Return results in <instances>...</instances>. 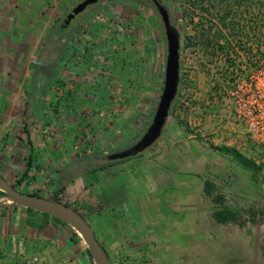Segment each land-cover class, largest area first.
Returning a JSON list of instances; mask_svg holds the SVG:
<instances>
[{
	"label": "crops",
	"instance_id": "0c3cea01",
	"mask_svg": "<svg viewBox=\"0 0 264 264\" xmlns=\"http://www.w3.org/2000/svg\"><path fill=\"white\" fill-rule=\"evenodd\" d=\"M37 2L29 0L26 10L8 6L0 11V22L5 21L15 37L14 43L11 35L0 40L3 46H10L5 51L10 62L17 58L32 62L33 54L17 53L16 46L31 47L38 42L36 33L41 27L36 8L32 9ZM88 28L86 36L66 41L67 61L64 55L58 59L63 68L56 66L50 73L38 75V84L31 81L32 69L0 70V177L11 185L21 181L18 190L23 193L56 197L80 213L109 264H225L224 249L237 251L243 260L246 253L250 264H264V231L251 229L249 221L241 222V217L226 224L213 219L214 210L230 206L207 195L205 184L215 190L217 184L211 177L224 165L212 159L211 152L205 156V144L201 140L198 144L192 134L172 132L146 155L133 159L107 163L105 157L104 163L97 164L93 179L87 172L93 168L74 172L81 148V154L89 155L99 145L98 159L104 158V153L117 149L118 138L129 137L132 127L148 123L153 117V95L161 94L164 83L163 49L158 43L148 41L141 47L122 49L119 37L127 33L116 31L108 17L93 20ZM85 42L89 47L98 46L89 50L105 64L108 74H98L87 63L70 68L68 59ZM150 45L156 50L153 55ZM125 56L131 63L146 64L136 66L135 74L124 71L121 75L115 69ZM140 112L143 118L138 126ZM174 125L172 130L178 131L180 127ZM212 142L207 144L215 157L233 158L221 152L222 147L242 154L234 143L217 146ZM207 159L216 169H207ZM237 184L231 181L227 185ZM47 185L50 188L45 190ZM0 264L94 262L71 226L28 212L0 196Z\"/></svg>",
	"mask_w": 264,
	"mask_h": 264
},
{
	"label": "rangeland",
	"instance_id": "374dc122",
	"mask_svg": "<svg viewBox=\"0 0 264 264\" xmlns=\"http://www.w3.org/2000/svg\"><path fill=\"white\" fill-rule=\"evenodd\" d=\"M81 1L83 0H38V6H32V9L36 8L38 26L41 27L38 28L36 33L38 42L31 47L16 46L17 53L33 54L32 62H21L18 58L16 61L10 62L9 60L12 58L5 52L10 46H3L0 43V52L6 53L5 55L0 53V57H7L0 61V70L8 68L32 69L34 77L31 78V81H34V85L38 84L35 83V80L38 82V75L43 72L50 73L54 70L55 61L60 56L64 55V58H66L65 53L61 52V47L65 44L66 39L86 36L89 24L93 20L103 21L105 17H108L109 22L114 24L116 31H126L127 36L119 37L122 49L129 45L133 47L139 45L141 47L144 45L143 43L148 41H150L149 43H152V41L156 44L158 43L163 49L162 61L164 69L166 41L160 16L151 4L146 0H101L75 16L68 27H63V18ZM161 1L169 11L171 24L180 34L179 75L181 84L171 105L169 116L160 138L166 141L167 137L174 132L175 134H192L195 136L197 143H200L199 140H201L202 144H205L202 146V153L205 156H209L210 154L208 153L211 152L212 159H216L224 165V168H218L217 172L211 177L210 181H215L217 184L215 190H213V196L215 198L218 197L216 200L222 199L218 202L224 201L230 208L237 210L240 214L241 222L249 221L251 229L263 232L264 214H259L258 210L264 207V153L259 145L249 139L246 127L235 117L228 91L234 81L233 71L241 69L240 66L244 64V58L240 56L242 51L249 56H247L248 60L246 59V62L252 63L250 61L251 57L255 56V53H258L261 47L257 43L248 46L246 40L251 37L254 31L260 33L261 43L264 40V0ZM27 4L30 5L29 0H0V11L8 6H18L20 7L19 9L26 10V8H30ZM27 10L30 11V9ZM109 11L114 14H106ZM227 13V22L235 24L237 31L234 33L239 35L237 36L239 38H233L230 35L226 36L228 44H225L224 38H218L220 46L212 49L208 48V50L201 48L195 43L199 39L197 37L193 45L188 43L187 38L194 36L195 30L201 31V29H206L210 25L216 31L220 25L219 18ZM23 16L27 17L26 14H23ZM30 16H33V13ZM25 25L29 24L26 23ZM253 27L254 30H251ZM257 27H259V30ZM11 32L12 29L10 30V28L5 26V21L0 22V40L2 36L11 35ZM243 33L248 34V36H244ZM147 34L149 38H145ZM11 37V43H14L15 37L13 35ZM250 42H255L254 38L251 37ZM86 44L87 42L78 50L79 52L77 51L71 59H68L70 68L75 70L76 66H83L84 63H87V65L91 64L92 69L98 74H103V72L108 74L107 68L104 67L105 64L100 63L101 61H99L97 56L93 58L95 52H90L94 48L97 50L98 46L91 45L89 47ZM150 46L148 47L149 53L153 55L156 50L153 49L155 48L153 45ZM130 53L135 52L131 50ZM120 58L122 59V57ZM125 58L126 56L123 62L118 63L119 66L115 69L121 75H123L124 71L135 74L138 72L135 69L136 66L143 67L146 64L142 62L131 63L126 61ZM65 61H67V58ZM154 65H157V62H154ZM56 66L60 69L63 68L60 64H56ZM197 72H200L201 76ZM31 85L33 84L31 83ZM160 95H153V115ZM142 118L140 112L138 117H136L138 126H141ZM151 120L152 118L138 129L137 127H132L133 130L129 137L118 138V142L120 140L119 146L116 150L110 152L123 151L139 142ZM173 123L180 127L178 131L172 130ZM221 139L222 142L219 141ZM209 141H213L212 143H216L217 146L223 145L225 142L234 143L233 145L240 147L244 157L259 167L258 172L260 173L252 174L251 171L245 169L231 157L224 158L221 155L215 157L211 145L207 144ZM156 143L137 156L146 155ZM96 149L92 150L89 155H84L81 154L83 153L81 148V151L78 152L80 155L76 158L78 160L74 165V172L77 173L78 171L76 170L86 172L88 169L93 168V170H88L87 172L90 174L88 175L90 178H95L93 172L99 169L97 164L104 163L105 157L111 154L104 153L105 155H102L104 158L98 159L99 153L97 151L100 150L99 145ZM196 149H200L198 145ZM206 150L209 152H206ZM129 158L133 159L135 156ZM204 163L208 167L207 169H216V166L211 165L210 160L207 159ZM231 181L238 184L236 186H228L227 184ZM18 186H16L17 189ZM49 188L50 186L47 185L45 190ZM40 196L45 197L44 194ZM222 257L227 261L225 264H250L246 253L244 254L245 260H243V258L241 259V254L239 255L237 251L232 249H224ZM251 264L260 263L257 261Z\"/></svg>",
	"mask_w": 264,
	"mask_h": 264
},
{
	"label": "water",
	"instance_id": "95a60500",
	"mask_svg": "<svg viewBox=\"0 0 264 264\" xmlns=\"http://www.w3.org/2000/svg\"><path fill=\"white\" fill-rule=\"evenodd\" d=\"M98 1L101 0H83L78 3L63 18L62 26L68 27L75 16ZM146 1L154 7L160 16L166 41L163 88L152 120L139 142L123 151L111 153L106 157L108 161H117L137 156L160 139L178 90L180 79L179 31L171 24L169 11L162 4L161 0ZM0 191L6 193V200L15 205L41 214H47L71 226L86 244L94 264H109L108 257L95 237L89 223L76 210L52 198L23 193L13 187L3 177H0Z\"/></svg>",
	"mask_w": 264,
	"mask_h": 264
},
{
	"label": "built area",
	"instance_id": "2783aa9c",
	"mask_svg": "<svg viewBox=\"0 0 264 264\" xmlns=\"http://www.w3.org/2000/svg\"><path fill=\"white\" fill-rule=\"evenodd\" d=\"M251 37L255 42H250ZM251 37L246 40L247 45L257 43L261 47L251 57L252 63L246 62L249 56L242 51L240 56L244 58V64L240 66L241 69L233 71L234 81L228 96L235 117L246 127L249 139L259 145L264 153V40L261 43L257 31Z\"/></svg>",
	"mask_w": 264,
	"mask_h": 264
},
{
	"label": "trees",
	"instance_id": "16d2710c",
	"mask_svg": "<svg viewBox=\"0 0 264 264\" xmlns=\"http://www.w3.org/2000/svg\"><path fill=\"white\" fill-rule=\"evenodd\" d=\"M227 16H228V13L225 14L224 16H221L219 18L220 25H219L218 29H216V31H214L213 27L210 26V25H208L206 27V29H201V31L195 30V35L192 36V37H188L187 38L188 43L193 45L194 42H195L194 40H196V37H197L199 39L195 43L197 45H199L201 48H203L205 50H208V48L212 49L214 47L220 46L218 44V42H219L218 38H224L225 39V44H228V42H227L228 40L226 39V36L228 37L230 35V36H233V38H239V37H237L239 35H235V33H234V32L237 31V29L235 27V24L234 23H230L229 21L227 22ZM251 30H254V29H251ZM212 32H214V33H212ZM243 35L246 36V37L248 36V34H244V33H243ZM67 40H68V38L66 39V41ZM238 42H240V41H238ZM62 47H61V52L62 51L64 52V50L66 48V42H65V44H63ZM55 63L58 64V60L55 61ZM56 64L54 65V68H56ZM180 81H181V78L179 79V83H180ZM219 150L221 152H224V153L232 156L235 161H237L245 169L251 171L252 174H255V173H257L259 171V167H257L251 160L247 159L246 157H244L242 154L238 153L234 149H231V148H228V147H222ZM112 162H115V161H110V162H107V163H112ZM28 166H30V165L28 164ZM20 182L21 181L17 180L16 181V185H13V187L16 188V186L19 185ZM205 187H206V194L210 195V196H213V193H212L213 191L212 190H213L214 187L212 185H210L209 183H206ZM32 194L37 195L35 193H32ZM0 196H5L6 197L7 195H6V193L0 191ZM212 198H213L214 201H221L222 200V199H217L216 200V198H218V197L215 198L214 196ZM52 199L56 200V201H59V202L61 201V200H59L56 197H53ZM27 211L28 212H35L33 210H30V209H27ZM258 213L259 214H264V207L259 209ZM41 215L43 217H50L47 214H41ZM212 217H213V219L215 220L216 223L226 224L228 222L237 221L240 218V214L235 209L228 208V207H226L224 205H221L218 209L214 210V212L212 213ZM53 219H55L57 221H60V220H58L56 218H53ZM60 222H62V221H60Z\"/></svg>",
	"mask_w": 264,
	"mask_h": 264
}]
</instances>
